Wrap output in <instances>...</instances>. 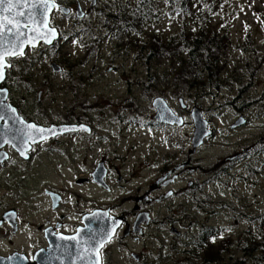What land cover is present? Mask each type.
<instances>
[{
    "label": "rangeland",
    "instance_id": "374dc122",
    "mask_svg": "<svg viewBox=\"0 0 264 264\" xmlns=\"http://www.w3.org/2000/svg\"><path fill=\"white\" fill-rule=\"evenodd\" d=\"M82 1L85 11L90 12L87 26L95 27L102 22L98 18L104 15L109 0H100V5L95 3L94 7H91V1ZM124 4L121 2L120 5ZM89 7L94 8V13ZM60 21L61 16H57L56 22ZM147 22L139 35L135 33L123 44L121 55H115L108 43L102 51L98 49L92 57L87 77L82 80L77 76L76 67H70L64 60L74 63L77 58L82 59V49L74 37L77 29L72 28L70 21L59 24L60 41L37 47L40 49L33 48L35 53L26 51L28 56L13 66L5 87L12 104L26 119L41 124L51 123L47 119L69 123L70 116L86 123L85 127L92 125L95 131L92 136H67L45 145L43 149L47 151L38 153L24 173H11L10 169L15 171L19 166L10 164V169L0 172V215L12 208L17 210L20 218V232L15 237L9 227L0 228L1 252L8 253L16 248L29 253L39 248L38 228L44 216L42 187L64 194V212H81L102 206H115L116 211L125 212L130 206L124 204L147 194L162 170L187 163V160H190V167L198 171L195 175L189 172L181 176L175 187L179 196L170 203L194 204L198 198H203L200 203H206L204 196L210 197L207 206L203 205L209 210L208 225L230 229V235L215 237L216 249L221 248L220 243L228 235L234 238L240 235L243 239L247 229L243 219L254 220L258 218V212L264 213V60L260 69L255 65L256 61L264 59V0H223V10L215 14L213 22L225 25L227 38L236 45V51L229 55L226 71L220 75V90L204 100L188 98L189 102L183 104L184 109L178 106V99L182 97H177L181 93L174 92L173 87L164 91L169 85H153L157 87L155 91L163 92L164 96L153 93L143 95L141 99V91L135 89L141 75L139 63L143 61L136 50L144 35L146 40L161 39L160 35L168 36L179 29L174 16ZM70 55L75 57H67ZM161 60L156 58L147 63L157 73ZM50 63L60 66L61 73H54ZM113 67L118 68L114 74L110 73ZM229 75L236 77L240 90L233 81L230 83ZM126 79H131L130 88ZM70 80L75 86L68 85ZM156 81L155 77L153 82ZM156 97H163L177 115L183 117L182 127L159 124L152 128L150 122H146L156 114L152 107ZM72 103L76 109L89 107L85 109L87 114L84 110L72 114V108L64 109L73 106ZM192 106L203 111L211 130L203 144L195 142L196 147L191 144L193 127L189 109ZM239 119L236 129H231ZM96 141L100 144L96 145ZM101 156L107 159L105 164L111 169L109 192L95 189L89 197L92 193L88 186L77 183L89 177ZM233 156L236 157L233 162L223 163ZM228 165L229 170H226ZM187 181H194L190 187L193 191H186ZM9 211L13 210L5 213ZM151 248L158 255L155 243ZM196 257L201 256L197 254ZM247 262L241 259L242 264ZM201 264L206 263L202 261Z\"/></svg>",
    "mask_w": 264,
    "mask_h": 264
},
{
    "label": "flooded vegetation",
    "instance_id": "af4514ba",
    "mask_svg": "<svg viewBox=\"0 0 264 264\" xmlns=\"http://www.w3.org/2000/svg\"><path fill=\"white\" fill-rule=\"evenodd\" d=\"M91 1V0H88ZM59 7L69 8L73 10V15L70 17H65L58 10H54L51 15V23L54 25L59 34L62 37V31L59 28V24L63 22L70 21L73 29H77L75 36L80 33L88 31L90 28H83L90 22L86 21L90 12H86L82 0H56ZM97 6L100 5V0H96ZM94 13V8L89 7ZM109 9V6L108 8ZM77 11H83L84 16L78 18L76 15ZM57 16H61L60 23H57ZM99 22V21H98ZM100 24V22H99ZM95 25V27H100V25ZM104 30H102L103 33ZM114 34L122 36L118 30H111ZM138 30H136L137 34ZM106 38V35H104ZM94 37V36H93ZM91 37V39L93 38ZM97 43L100 45V50H103L105 46L102 36L96 38ZM94 46V45H91ZM40 49V48H37ZM33 50L34 49H27ZM28 56V55H27ZM12 65L16 63H21V59H10ZM50 63V67H51ZM12 68L6 69V79L0 84V88L6 89L8 93L7 103L12 104V99L9 94V90L5 87L10 76L12 75ZM118 71L117 67L111 69L112 74ZM15 107V105H13ZM18 115L27 123L35 124L39 127H68L85 125L80 119H73L69 116V123L65 120L63 122H58L60 118L59 115L56 117V123L54 120H46L51 123L45 122L44 124L34 122L32 120L26 119L21 112L15 107ZM76 112H72L75 114ZM86 114V113H84ZM64 119V118H63ZM62 120V117H61ZM150 126L157 127L159 123L151 120ZM3 123L0 124V127ZM88 129L79 130L76 132H70L66 134V131L59 133L55 136L47 138L45 141L37 140L36 143L31 144L30 150L27 152V158L20 154V149L14 147L12 144H3V140L0 139V157H7L6 159H0V172L5 171L9 168L8 165L13 167L19 166L17 170L10 169V172L24 173L28 171V166L32 160L38 157V153H43L47 151L43 149L45 145L52 143L54 140L61 141L64 137H82L83 135H93L94 128L92 125H87ZM168 127V126H166ZM24 128L23 124H11L10 135L20 139V129ZM18 133V134H17ZM88 137V136H87ZM92 140V139H91ZM21 141L19 140L18 143ZM100 144V142L96 141ZM95 148V147H94ZM42 157V155H39ZM101 160L96 164L93 171L88 178L83 179L81 183H85L88 188L89 197L93 196L94 190L98 189L100 191L109 192V180L111 174V169L105 164L104 156H101ZM189 163H188V162ZM187 163H181L173 168H166L162 170L161 175L158 179L151 185L150 190L147 194H143L140 197L136 196L133 200L134 202L124 204L129 205L130 209H125L126 211H116L115 206H102L99 208H90L88 210H83L81 212H64L63 211V193L60 190L53 188L42 187V199L44 201V208L42 210V221L39 231V241L40 246L37 250L30 251L29 253H24L16 248L8 253H3L0 251V256L9 257L12 255H22L27 262L25 264H37L35 261V254L40 252L38 262L40 264H64L66 257L62 258L64 254H70L71 251H76L74 255L77 257V253H80L84 258L78 259L76 264H91V258L85 252V248L89 246L87 238L85 237L84 242L80 243V234L86 232V226L84 219L88 215H92L99 211L101 213H107V215L102 214V217L107 219L108 217H113L118 220V226L116 228V234L112 241L106 243L102 251L101 264H201L205 260L202 258L203 252L199 250L206 249V234L207 230L212 232L215 231L214 226H210L207 223V215L209 210L203 208L201 205L196 204H175L170 203L173 199L179 196V193L175 190L176 184L179 182L181 176L185 173H197V168L190 167V160ZM108 162V161H107ZM180 165V166H179ZM118 173V172H117ZM118 182L120 179L118 178ZM186 191H193L190 189L194 185V181H187ZM89 184V185H88ZM175 190V191H173ZM91 195V196H90ZM58 196L59 199H55ZM167 199L162 202H157L159 200ZM117 206H123L122 204H117ZM124 208H126L124 206ZM8 210V213H5ZM2 215H0V220L6 215L5 222L2 224L4 227H9L11 229L12 235L14 237L20 232V218L16 209H8ZM187 211V212H186ZM195 211V214L192 213ZM15 213L13 218H7L8 214ZM214 215V214H213ZM212 215V217H213ZM234 215V214H233ZM84 222V223H83ZM0 226V228L2 227ZM96 227H94V231ZM89 231V230H88ZM227 234L230 235V232ZM77 237V240L70 239H60V237ZM160 237V238H159ZM79 241V243H78ZM90 242V241H89ZM156 244L158 248V255L152 250V244ZM198 246L200 248L198 249ZM197 254L201 257L197 258ZM67 256V255H66ZM62 258V259H61ZM179 258V261L177 260ZM199 260V261H198ZM198 261L197 263H195ZM22 264V262H20Z\"/></svg>",
    "mask_w": 264,
    "mask_h": 264
},
{
    "label": "trees",
    "instance_id": "16d2710c",
    "mask_svg": "<svg viewBox=\"0 0 264 264\" xmlns=\"http://www.w3.org/2000/svg\"><path fill=\"white\" fill-rule=\"evenodd\" d=\"M121 1H125L126 5L121 6ZM113 3L109 10L112 19L106 23L108 29L128 33L132 27L135 29L146 26L148 20L162 19L165 16H174L178 22L179 29L176 33L160 35L161 39L151 40H146L144 35L145 38L139 43L136 52L143 61L139 63L141 75L135 83V89L137 92L141 91L140 99L143 95L153 93L164 96L163 92L155 91L157 87L153 85H169L164 91L173 87V91L181 93L185 102H189L188 98L191 101L204 100L220 90V75L226 71L229 55L236 50V45L227 38L225 25L213 22L215 14L223 10V0H113ZM89 35L93 37V34ZM96 42V39L95 42L87 41L85 46L95 45ZM122 46L116 47V55L122 53ZM156 58L163 59L157 73L147 63ZM64 60L70 67L81 68L86 64L85 58L76 59L74 63H70L69 59ZM262 60L264 59L256 61L257 69H260ZM81 71L85 72V69ZM155 77L157 81L154 83ZM228 79L230 83L233 81L237 90L241 89L240 84L236 85L235 76L229 75ZM130 80L127 82L129 88ZM68 85L74 86L73 81L70 80ZM49 89L52 90V83L49 84ZM64 108L75 107L73 105ZM208 201L210 202V198L206 197L205 202ZM257 216L254 220L243 219L247 222L243 239L240 235L237 238L228 237L220 243L222 246L219 249H216L217 242L209 241L202 254L205 263L242 264L243 259L248 261L247 264H264V213L258 212ZM199 251L203 252L201 249Z\"/></svg>",
    "mask_w": 264,
    "mask_h": 264
},
{
    "label": "snow or ice",
    "instance_id": "6c2138e0",
    "mask_svg": "<svg viewBox=\"0 0 264 264\" xmlns=\"http://www.w3.org/2000/svg\"><path fill=\"white\" fill-rule=\"evenodd\" d=\"M91 2L95 5L96 0H91ZM53 10H58L65 17L73 15L72 9L58 7L56 0H0V84L6 79V69L13 67L11 60L7 58L24 56L25 44L35 47L38 41L51 44L56 39L58 35L57 28L50 21V13ZM76 15L78 18H82L84 13L83 11H77ZM7 98V90L0 88V120L5 119L4 113L14 114L16 112L15 108H11L5 103ZM10 118L13 120V123L24 124L19 117L10 116ZM71 130L74 131L75 129ZM8 131H11V129H8ZM19 131L21 142L18 144L14 143L13 146L18 147L20 154L27 158V152L30 150L29 146L31 144L36 143L37 140L45 141L49 136H55L58 133L69 131V129L45 128L35 124H26ZM15 140L16 137L14 135L13 141ZM8 142L7 139L3 140V143ZM6 158V156L0 157V159ZM55 199H59V197L56 196ZM15 215V213H10L7 218H13ZM116 227H111L99 239L91 238L90 242H86L89 243V246L85 248V252L91 258V264H101L103 255L101 250L105 247L106 243L112 241L116 234ZM60 239L76 241L77 237H60ZM77 258L83 259L84 257L80 253H77ZM8 260L22 262L23 258L13 256L9 257ZM0 264H4L2 259H0Z\"/></svg>",
    "mask_w": 264,
    "mask_h": 264
},
{
    "label": "water",
    "instance_id": "95a60500",
    "mask_svg": "<svg viewBox=\"0 0 264 264\" xmlns=\"http://www.w3.org/2000/svg\"><path fill=\"white\" fill-rule=\"evenodd\" d=\"M57 37H58V35H57ZM57 37H56V39H57ZM56 39H54V40H56ZM53 41H52V43H53ZM40 42H43V41L36 42L35 47H37ZM44 44L47 45V46L51 45V44H48V43H44ZM27 46L32 47L29 44H25L24 50H25V48ZM35 47H32V48H35ZM52 68H53V70L55 72H58L60 70L57 66L55 67V65H53ZM153 107H155L156 111H157V115L155 117L156 120L160 121L161 120V116H164V117L167 118L166 124H169V125H174V124L181 125V123H182L181 119L178 118V117H175L172 114V112L168 109L167 105L165 104V102L162 99H160V98L155 99L154 102H153ZM191 118H192L193 124L195 126V132H194V137H193V140H192V145H193V147H196V143L195 142H198V144L201 145L203 140H204V138L209 136L210 132L206 131L207 123L204 120H202L201 114H200V112L198 110L194 109L192 111ZM11 123L14 124L13 120L11 121ZM64 128L69 129V131H73L71 129H75L74 131H76V130H78L80 128H83V127H60V128H57V129H64ZM4 130H5L4 127H2L0 129L1 132H3ZM69 131H66V132H69ZM8 136H9L8 135V131H6V132L4 131L3 135H0L2 140L7 139L9 141V137ZM49 137H52V136H49ZM3 144H11V143L9 141L8 143H3ZM230 160H233V159H230ZM102 214L107 215V213H101V212L97 211V212H95L92 215L86 216L84 221H85V226H86V231L87 232H84L83 234L79 235L81 237L80 240H79L80 243L84 242L85 237L87 238V242H89L91 238L99 239L111 227L118 226V220L117 219H115L113 217H108L107 219H105L104 218L105 216L102 217ZM5 219H6V215L3 216L2 219L0 220V226L2 225V223H3V221ZM94 227H96L95 231H94ZM88 230H89L90 235L88 234ZM74 253H76V251L73 250V251L70 252V254H64V256L62 257V258L66 257V261H65L64 264H76L77 257L74 255ZM40 255H41L40 252H37L35 254V256H34L35 261H36L37 264H40L38 262V258H39ZM13 256H18V255L16 254V255L9 256V257H13ZM9 257L0 256V259H2L4 261V264H20V262H18V261H9L8 260ZM19 257L23 258L22 264H25V262H27L26 259L22 255H20Z\"/></svg>",
    "mask_w": 264,
    "mask_h": 264
},
{
    "label": "bare ground",
    "instance_id": "6f19581e",
    "mask_svg": "<svg viewBox=\"0 0 264 264\" xmlns=\"http://www.w3.org/2000/svg\"><path fill=\"white\" fill-rule=\"evenodd\" d=\"M12 123L11 122H8V121H6V122H4V128H5V132L6 131H8V129H10V125H11ZM3 131V132H4ZM10 133H11V131H8V137H9V141H10V143L13 145L14 143H16V144H18V141L20 140V139H18L17 137H16V140L15 141H13V136L12 135H10ZM18 134V133H17ZM17 148V147H16Z\"/></svg>",
    "mask_w": 264,
    "mask_h": 264
}]
</instances>
